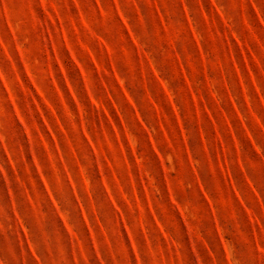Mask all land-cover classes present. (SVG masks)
<instances>
[{
  "label": "rangeland",
  "instance_id": "obj_1",
  "mask_svg": "<svg viewBox=\"0 0 264 264\" xmlns=\"http://www.w3.org/2000/svg\"><path fill=\"white\" fill-rule=\"evenodd\" d=\"M0 264H264V0H0Z\"/></svg>",
  "mask_w": 264,
  "mask_h": 264
}]
</instances>
